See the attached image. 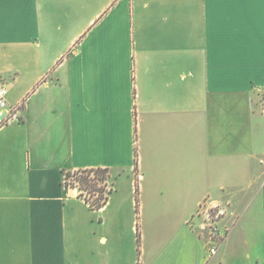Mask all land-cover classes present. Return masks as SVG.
Masks as SVG:
<instances>
[{
  "label": "crops",
  "instance_id": "crops-1",
  "mask_svg": "<svg viewBox=\"0 0 264 264\" xmlns=\"http://www.w3.org/2000/svg\"><path fill=\"white\" fill-rule=\"evenodd\" d=\"M0 84V264H264V0H0Z\"/></svg>",
  "mask_w": 264,
  "mask_h": 264
},
{
  "label": "built area",
  "instance_id": "built-area-1",
  "mask_svg": "<svg viewBox=\"0 0 264 264\" xmlns=\"http://www.w3.org/2000/svg\"><path fill=\"white\" fill-rule=\"evenodd\" d=\"M6 94L7 92L5 87L0 84V116H2L0 122L8 123L16 119V115L23 106V103L9 105L6 99ZM202 207H200V209H202ZM208 208L209 209L202 212L203 221L198 224V228L202 232H207L209 234V240L205 243L207 248V262H209L212 256L216 254L218 246L226 236L224 232H227L226 229L224 230V228H222V226L219 228V225L226 215V209L224 207L211 204L208 205ZM209 210H212L214 215H211ZM215 223L217 224L218 229ZM221 229H223L224 232Z\"/></svg>",
  "mask_w": 264,
  "mask_h": 264
},
{
  "label": "trees",
  "instance_id": "trees-1",
  "mask_svg": "<svg viewBox=\"0 0 264 264\" xmlns=\"http://www.w3.org/2000/svg\"><path fill=\"white\" fill-rule=\"evenodd\" d=\"M134 155H135V162L137 160V156H136V150H134ZM69 173L65 174V178L66 176H69ZM109 170L108 169H88V170H81V171H76L74 172V175H76V180L78 182L79 185V190H80V194L79 197L84 199V201L86 203L89 204L90 208L92 209H100L104 206V204L107 201V198L109 196V194L111 193V191L108 192V194L106 195L105 190L101 189L98 186L99 183H105L107 181V179L109 178ZM91 174L93 175V178H91ZM66 180V179H65ZM64 186L66 189H68L66 187V183L64 182ZM75 188V187H74ZM84 191H88V193H90L92 196L96 195V198L93 200V202L91 203L90 201H88V199L86 198V196L84 194H82ZM136 207L138 204V190H137V185H136ZM139 241V238H138Z\"/></svg>",
  "mask_w": 264,
  "mask_h": 264
},
{
  "label": "rangeland",
  "instance_id": "rangeland-1",
  "mask_svg": "<svg viewBox=\"0 0 264 264\" xmlns=\"http://www.w3.org/2000/svg\"><path fill=\"white\" fill-rule=\"evenodd\" d=\"M116 173H109V178L107 179V181L104 183H99L97 187L104 189L105 190V194L107 195L109 191H113L114 188V180L116 179ZM91 178H93V175L91 174L90 176ZM76 175H74V172H70L69 176H66V178H64V182L66 183V187L69 190H77L78 194H80V190H79V185L78 182L76 180ZM66 179V180H65ZM75 187V188H74ZM82 194H84L86 196V198L88 199V201H90L91 203L93 202V200L96 198V195L92 196L90 193H88V191H84ZM209 209L208 208V204L204 203V206L202 207V209H200V211L196 214V216L193 219V225L196 227L197 232L200 234V236H202L205 240V243L209 240V234L207 232H202L199 228H198V224L203 221V217H202V212H204L205 210ZM211 212V215H214V213L212 212V210H209ZM225 217V216H224ZM217 229L218 226L215 223ZM219 228H221V224L219 225ZM223 232L224 230L221 229ZM224 234H226V232H224ZM226 237V236H225Z\"/></svg>",
  "mask_w": 264,
  "mask_h": 264
}]
</instances>
